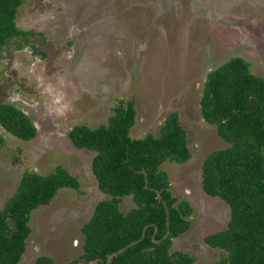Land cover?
Instances as JSON below:
<instances>
[{"label":"rangeland","instance_id":"obj_1","mask_svg":"<svg viewBox=\"0 0 264 264\" xmlns=\"http://www.w3.org/2000/svg\"><path fill=\"white\" fill-rule=\"evenodd\" d=\"M16 22L32 34L13 37L2 52L0 103L22 109L38 132L24 140L0 124V210L27 170L46 175L62 165L81 183L79 190L60 188L33 211L18 264H35L40 255L68 264L83 253L82 226L108 194L92 170L97 152L74 145L69 132L108 123L119 101L130 98L137 110L132 137L159 136L178 111L192 157L161 167L194 213L172 251L190 252L192 264H219L224 251L205 237L227 227L230 206L204 191L202 166L229 144L203 118L200 99L207 74L233 56L264 76V0H25ZM120 207L125 213L136 207L133 196Z\"/></svg>","mask_w":264,"mask_h":264},{"label":"trees","instance_id":"obj_2","mask_svg":"<svg viewBox=\"0 0 264 264\" xmlns=\"http://www.w3.org/2000/svg\"><path fill=\"white\" fill-rule=\"evenodd\" d=\"M24 1L0 0V59L10 39L28 40L32 34L16 22ZM250 66L245 58L233 56L212 69L200 99L203 118L229 144L211 152L202 166L204 191L230 206L227 227L205 237L210 246L224 251L219 264H264V76L253 73ZM136 115L134 98L120 100L108 123L96 128L78 124L69 132L74 145L97 152L92 170L108 197L96 204L82 226L83 253L68 264H106L111 252L139 239L147 225L146 236L111 264H192L196 260L190 252L172 251L174 239L191 227L194 207L190 200L173 194L170 175L161 167L168 159L185 162L192 157L186 129L178 111H172L159 136L132 137ZM0 124L24 140L38 132L28 114L9 102L0 103ZM3 141L0 135V144ZM63 187L79 190L81 183L62 165L46 175L23 173L18 190L0 210V264L21 261L32 232L33 211L50 204ZM127 195L133 196L136 207L125 213L120 204ZM164 201L170 209V234L158 243L153 240L156 228V239L168 228ZM35 264L56 262L40 255Z\"/></svg>","mask_w":264,"mask_h":264},{"label":"water","instance_id":"obj_3","mask_svg":"<svg viewBox=\"0 0 264 264\" xmlns=\"http://www.w3.org/2000/svg\"><path fill=\"white\" fill-rule=\"evenodd\" d=\"M143 172L146 174V183H147V182H148L147 172H146V171H143ZM157 193H158V197H159V198H162L161 193H160L159 191H157ZM164 205L166 206L167 213H168V222H167V226H168V228H167V232L164 234V236H163L161 239H156V238H155L156 233H157V228H156V230H155V232H154V234H153V240H154L155 242H158V243L161 242L163 239L167 238V237L169 236V234H170V222H169L170 209L168 208V205H167V202H166V201H164ZM147 227H148V225L145 226V228L143 229L142 235H141V237H140L139 239H136V240L130 242L129 244H127L126 246H124V247H122V248H120V249H118V250H116V251L111 252V253L107 256L106 264H111L112 260H113L116 256H118L120 253H123V252H124L126 249H128L129 247H131V246L137 244L138 242H140V241L146 236Z\"/></svg>","mask_w":264,"mask_h":264}]
</instances>
